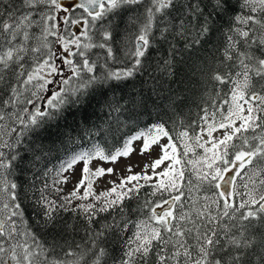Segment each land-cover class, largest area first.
I'll list each match as a JSON object with an SVG mask.
<instances>
[{"label": "snow or ice", "instance_id": "obj_1", "mask_svg": "<svg viewBox=\"0 0 264 264\" xmlns=\"http://www.w3.org/2000/svg\"><path fill=\"white\" fill-rule=\"evenodd\" d=\"M0 264H264V0H0Z\"/></svg>", "mask_w": 264, "mask_h": 264}, {"label": "rangeland", "instance_id": "obj_2", "mask_svg": "<svg viewBox=\"0 0 264 264\" xmlns=\"http://www.w3.org/2000/svg\"><path fill=\"white\" fill-rule=\"evenodd\" d=\"M70 31L72 32H75L76 31V28L74 26H68ZM217 135H219V133H217ZM155 158V153H153L152 156H149V157H140L139 155H133L131 158H130V161H125V160H121L117 165H115L114 167L116 168V171H117V174H127V173H124V168H125V165L128 164V163H132V164H138L140 166H142L143 164L145 163H148L150 162L151 159ZM105 167H113V165H105ZM134 171L136 172H139L140 171V167H136L134 169ZM113 179H116V177L114 176H109L107 177L105 180L103 181H100L99 182V187H98V191L100 190H104L106 187H110V185L107 183V181L109 180H113ZM64 190L65 192L69 191L70 188L72 187L71 184H68V185H64Z\"/></svg>", "mask_w": 264, "mask_h": 264}, {"label": "trees", "instance_id": "obj_3", "mask_svg": "<svg viewBox=\"0 0 264 264\" xmlns=\"http://www.w3.org/2000/svg\"><path fill=\"white\" fill-rule=\"evenodd\" d=\"M196 111H197L196 108H193V109H192V117H191V118H195V113H196ZM144 119H145L146 122L148 121V117H145ZM57 163H58V161H57V159L55 158V154H54V157H53V159H52V162H51V164H50L49 166H50V167H55V166L57 165Z\"/></svg>", "mask_w": 264, "mask_h": 264}, {"label": "water", "instance_id": "obj_4", "mask_svg": "<svg viewBox=\"0 0 264 264\" xmlns=\"http://www.w3.org/2000/svg\"><path fill=\"white\" fill-rule=\"evenodd\" d=\"M63 3H64L65 5L71 4V3H72V0H63Z\"/></svg>", "mask_w": 264, "mask_h": 264}]
</instances>
